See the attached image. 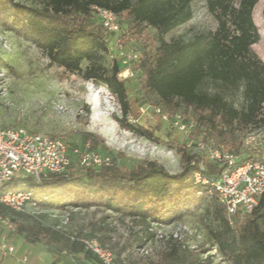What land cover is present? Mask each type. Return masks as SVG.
I'll return each instance as SVG.
<instances>
[{
    "label": "trees",
    "instance_id": "16d2710c",
    "mask_svg": "<svg viewBox=\"0 0 264 264\" xmlns=\"http://www.w3.org/2000/svg\"><path fill=\"white\" fill-rule=\"evenodd\" d=\"M2 1H8L7 5L23 19L19 33L41 49L51 65L81 72L84 80L105 85L118 102L119 125L139 137L162 142L154 130L128 121L131 106L125 80L117 78L121 70L118 62H113L110 72L98 64L109 46L106 35L94 23L92 6L109 9L117 16L125 12L129 20L126 37L154 44L152 52L143 50L135 65L140 72L138 89L156 95L159 106L171 116L182 108L195 112L197 126L205 129V139L213 148L223 145L234 153L232 148L240 146L237 133L264 125V63L251 48L259 41L252 16L259 0H206L216 29L173 40H167V36L192 18V0H46L40 9L11 2L14 0H0V4ZM147 29L153 31V37L148 36ZM83 62L89 65L81 70ZM206 84L212 86V92L203 88ZM236 94L241 96L240 107L228 99ZM176 151L185 162L176 174L156 161H144L133 169L118 166L114 160L99 169L73 164L63 175L49 174L34 190L32 201L102 207L124 218L147 221L159 219L165 206L179 204V209H188L184 200L200 193L204 195L202 203L210 196L206 204L210 234L221 257L230 264H264V193L250 213L228 217L215 190L194 181L196 172L213 180L219 168L204 156L191 154L185 145L176 147ZM252 159L241 158L239 163ZM7 210L12 211L0 206V215ZM12 221L25 243H44L55 258L66 251L97 260L80 242L53 226ZM191 259L173 252L163 264H198Z\"/></svg>",
    "mask_w": 264,
    "mask_h": 264
},
{
    "label": "rangeland",
    "instance_id": "374dc122",
    "mask_svg": "<svg viewBox=\"0 0 264 264\" xmlns=\"http://www.w3.org/2000/svg\"><path fill=\"white\" fill-rule=\"evenodd\" d=\"M0 4V127L25 128L34 133L58 137L68 143L82 147L87 142L100 155H109L118 166L133 169L144 161H156L170 173L180 172L185 164L183 156L176 147L185 145L187 140H204L207 132L197 126L196 113L182 108L178 113L183 122L193 128L190 134L180 132L171 122L162 121L153 111L159 106L154 94H145L138 89L140 72L136 61L124 65L125 57L131 51L142 55L144 49L152 52L154 44L145 39H128V17L126 13L118 16L120 31L111 35L104 32L99 19L94 23L106 35L108 50L101 53L98 64L107 72L113 62H118L122 76L132 69L133 76L124 79L128 90L131 115L127 118L140 126L154 130L162 140L154 143L122 128L117 119L121 118L116 97L103 84L84 80L81 72H68L51 65L46 54L19 32L23 19L7 5ZM26 6L42 8L46 0H14ZM264 0H259L253 10V20L259 33V41L251 48L264 63ZM193 15L190 21L174 29L167 40L188 39L194 33L214 31L215 19L206 9V0H192ZM149 37L154 33L147 29ZM89 65L81 64V70ZM204 89L212 92V86ZM236 107L241 105V96L228 98ZM264 140V125L260 128H247L237 133L240 146L232 150L238 159L257 157L262 154L261 142ZM165 142L173 147L166 145ZM229 148V147H227ZM210 162V161H209ZM31 190L34 181L27 180ZM6 186L4 191L10 189ZM204 195L198 193L184 200L185 207L179 204L165 206L159 219L124 218L102 207L81 208L71 204L54 205L52 200L32 203L25 211L4 213L20 223L38 221L63 231L71 239L93 238L112 253L114 264H163L169 255H185L198 264H230L216 250L210 234V216L206 204L201 202ZM200 203H202L200 205ZM7 230V229H6ZM4 230L5 235L11 233ZM16 233V230L14 232ZM39 245L45 247L44 243ZM67 264H101L90 260L83 253L72 256L60 255ZM191 257V258H190Z\"/></svg>",
    "mask_w": 264,
    "mask_h": 264
},
{
    "label": "built area",
    "instance_id": "2783aa9c",
    "mask_svg": "<svg viewBox=\"0 0 264 264\" xmlns=\"http://www.w3.org/2000/svg\"><path fill=\"white\" fill-rule=\"evenodd\" d=\"M91 10L99 19L104 32L114 35L120 31L118 16L111 10L98 6H92ZM121 55L125 57L122 62L124 65L139 58V55L132 51ZM123 73H118L119 80L133 76L132 69L126 70V76H122ZM153 111L162 121L171 122L187 136L190 134L193 126H187L180 114L171 116L160 106L154 107ZM128 121L136 123L130 118ZM261 147L263 151L260 156L239 163L237 155L223 145L215 149L210 141L187 140L185 143V148L191 154H200L219 168L220 171L213 180L209 181L203 178L200 172H196L194 181L203 185L209 184L215 190L228 217L250 213L264 193V140ZM73 164L99 169L111 165L112 159L109 155H100L91 150L87 142L82 147L70 146L58 137L30 132L25 128L0 127V206L17 213L25 211L27 205L35 203L32 201L34 190L49 174L63 175ZM204 169L205 166L201 164V170ZM29 179L34 181L31 190L26 189ZM6 186L11 187L4 191ZM0 225L10 232H15L14 225L6 216L0 215ZM75 240L101 264H114L112 253L103 248L96 239ZM14 253L15 247L0 232V257L6 258ZM62 255L72 256L66 251H63ZM15 262L27 264V256L16 258Z\"/></svg>",
    "mask_w": 264,
    "mask_h": 264
},
{
    "label": "crops",
    "instance_id": "0c3cea01",
    "mask_svg": "<svg viewBox=\"0 0 264 264\" xmlns=\"http://www.w3.org/2000/svg\"><path fill=\"white\" fill-rule=\"evenodd\" d=\"M3 226L0 225V232L5 235ZM8 231V230H6ZM10 232V231H8ZM11 236L5 235L8 241L15 247V253L12 256L6 258L0 257V264H17L16 258L27 256V264H67V262L58 257L55 258L51 253L48 252L46 247L41 245H30L25 243L21 236L10 232Z\"/></svg>",
    "mask_w": 264,
    "mask_h": 264
}]
</instances>
